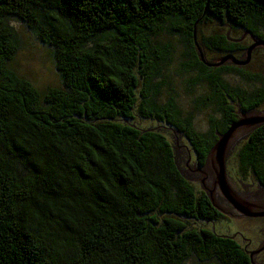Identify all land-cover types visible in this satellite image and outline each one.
Listing matches in <instances>:
<instances>
[{
	"label": "trees",
	"instance_id": "obj_1",
	"mask_svg": "<svg viewBox=\"0 0 264 264\" xmlns=\"http://www.w3.org/2000/svg\"><path fill=\"white\" fill-rule=\"evenodd\" d=\"M9 18L50 48L60 87L40 92L7 68L16 52ZM169 19H180L193 64L207 72L219 133L238 117L233 102L242 112L264 105L263 94L234 98L192 48L197 20L195 30L228 22L264 40V0H0V264H181L192 253L250 264L234 238L191 226L225 217L181 175L166 137L135 123L174 128L199 165L217 139L196 132L172 100L151 104L165 49L157 54L148 36ZM203 44L243 50L224 34ZM236 154L238 174L264 187V124Z\"/></svg>",
	"mask_w": 264,
	"mask_h": 264
},
{
	"label": "rangeland",
	"instance_id": "obj_2",
	"mask_svg": "<svg viewBox=\"0 0 264 264\" xmlns=\"http://www.w3.org/2000/svg\"><path fill=\"white\" fill-rule=\"evenodd\" d=\"M8 24L12 27L13 38L16 44V52L12 59L6 64L7 68L19 77L27 79L40 92H45L51 87H60V78L54 69L51 59V50L40 42L35 34L17 19L9 18ZM40 26H46L40 22ZM182 23L180 19H169L163 24V29L154 35L148 36L150 47L158 53L163 49V58L156 62L157 74L149 81V88L153 91L151 104L160 106L172 100L176 106L181 119H188L196 132L211 139L218 130L222 129L223 116L218 107L217 100L213 98L212 86L206 77L200 78L207 72H202L199 65H194V57L191 55V47L184 39L180 30ZM258 32L264 35V28L257 25ZM212 34H224L227 39L237 43L243 48L233 56L240 59L245 49L255 39L245 29L229 25L228 22L219 23L214 20L203 22L197 25L195 30L196 41L200 46L204 58L207 61H215L225 54L216 53L203 41ZM253 38V39H252ZM194 52V45H192ZM196 54V53H195ZM197 57V55H196ZM153 55L149 54L147 62L152 61ZM214 76L218 77L227 87V92L234 98L254 97L257 94L264 95V51L261 47L252 49L248 61L244 65H234L225 62L221 66L211 68ZM141 87V80L139 87ZM232 103V102H231ZM240 117L241 112L237 103H232ZM264 109L261 105L257 110ZM135 123L142 129H149L160 132L170 142L173 158L181 174L196 189H201L199 181L200 173L197 168L196 158L190 145L183 138L182 134L165 123L137 118ZM247 134L243 135L228 151L225 157V178L229 186L234 190L246 189L247 191L259 192L264 188L258 186L252 176L239 177L237 172L236 152L243 144ZM237 177L242 181L238 183ZM191 226L197 228H208L220 235L232 236L242 246V238L236 233L240 231L243 237H254L258 229L262 227L259 220L249 218L242 221L217 222L190 220ZM264 232V231H263ZM221 264L216 258L208 261L200 260L193 253L181 264Z\"/></svg>",
	"mask_w": 264,
	"mask_h": 264
},
{
	"label": "water",
	"instance_id": "obj_3",
	"mask_svg": "<svg viewBox=\"0 0 264 264\" xmlns=\"http://www.w3.org/2000/svg\"><path fill=\"white\" fill-rule=\"evenodd\" d=\"M197 21L193 23L192 41L195 47L197 58L203 65L207 67H218L224 64L225 62L232 63L234 65H244L247 63L249 53L252 49L256 47H261L264 51V40L257 39L253 36L255 39L252 38L253 39L252 43L246 47L245 52L243 53L240 59H237L233 56V54L228 53L218 58L215 61H207L204 58L203 53L200 49V46L198 45L195 39V26H196ZM249 34L252 35L250 32ZM238 110L239 112H241L242 115H240V117H237V119L234 122L230 123V125L227 127L225 131L220 132L216 135L217 139L215 143L212 145V147L209 149V151L207 152L204 163L202 165H199L197 163V168L202 169V172L203 171L205 172L208 169H210L213 172V178H215V184L218 186L220 193L227 200H229L231 204H234V205H235L234 201H237L238 197L233 192L234 189L228 185L226 178H225L226 154L243 135L247 134L248 136V134L253 129L264 124V109L262 110L254 109L248 112H242L239 108ZM210 178L211 176H208V178H206L203 174L200 173L199 181H200L202 190L206 194L210 204L216 211H218L222 215H228L217 203L216 191L218 192V190L216 189L214 184L212 186L213 188H210V185H209ZM213 189L215 190V193ZM261 192L264 194V190L259 191L258 193H261ZM240 210L243 211L244 214L247 216H256L251 213H248L247 211L243 209H240ZM259 215H264V212L260 213ZM247 255L249 258V263L252 264V254L249 253Z\"/></svg>",
	"mask_w": 264,
	"mask_h": 264
},
{
	"label": "flooded vegetation",
	"instance_id": "obj_4",
	"mask_svg": "<svg viewBox=\"0 0 264 264\" xmlns=\"http://www.w3.org/2000/svg\"><path fill=\"white\" fill-rule=\"evenodd\" d=\"M195 171H199V173L203 174L206 178H208V176H211L210 181H209L210 188H213L212 187L213 184L215 185L216 189L218 190V192L216 191L217 203L228 214V215H224L225 217L224 220L226 221L228 220L229 222L230 221L237 222V221H242V219L249 218L252 220H259L261 222L262 227L258 229V232L256 233L254 237L252 236L251 238L243 237V233L240 231H236V233L242 238V242L244 241V244L241 246L244 252L246 254H249V253L252 254V264H264V232H263L264 231V215H259L260 213L264 212V197H263L264 194L262 192L261 193L254 192V191L249 192L245 188L244 189L240 188V190H233V192L238 197V200L234 201L236 205L235 206L234 204H231L229 200H227L220 193L218 186L215 184V178H213V172L210 169L206 170L205 172L204 171L202 172V169L196 168ZM239 177L241 179L240 175ZM237 179H238V183L242 184V181L238 177ZM241 186L243 187V184ZM214 193H215V190H214ZM240 209H243L247 211L248 213H251L256 216H247Z\"/></svg>",
	"mask_w": 264,
	"mask_h": 264
}]
</instances>
